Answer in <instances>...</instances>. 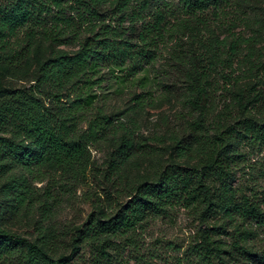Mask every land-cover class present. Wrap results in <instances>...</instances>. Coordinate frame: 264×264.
Here are the masks:
<instances>
[{"label":"trees","instance_id":"obj_1","mask_svg":"<svg viewBox=\"0 0 264 264\" xmlns=\"http://www.w3.org/2000/svg\"><path fill=\"white\" fill-rule=\"evenodd\" d=\"M150 2L0 0V58L6 62L19 63L28 58L38 35L53 46L65 45L69 41L79 43V50L73 55L53 49L39 70L35 87L28 90L0 89V183L5 182L1 189L7 198L5 204H0V221L6 214L17 216L21 210L35 205L27 175L39 180L43 169L51 165L73 173L80 172L90 145L112 134L113 118L102 116V113L90 122L87 130L79 127L85 121L83 113L89 112L86 107L91 104L89 96L82 91L92 82V75L102 67L124 69L129 64L137 67L140 56H146L155 41L162 38L167 16L159 8L154 14L155 22L143 28L138 41L125 37V31L132 33L131 29L122 27L126 19L140 21ZM179 3L187 14L205 13L212 9L224 15V8L229 7L230 0H179ZM106 5L114 7L115 16L121 17V24L118 28L103 25L95 33L97 23H104L100 17ZM69 10L76 11L82 17L81 21L88 23L85 29L83 25L72 24L74 19L66 16ZM25 28V39L21 41L19 35ZM86 33L92 36L84 38ZM251 41V37L238 35L229 44L227 38L212 37L211 57L224 67L221 71L224 80L231 79L225 71L234 69L239 47ZM141 45L145 50L140 48ZM224 55L226 58L223 60L221 57ZM188 80L185 103L189 106V135L163 136L155 141L172 142L177 157L194 162L193 167L169 165L153 175L148 174L146 180L131 187L127 202L120 205L113 216L103 212L90 215L89 223L75 235L70 254H59L63 247L58 240L60 236L51 226H45L52 215V207L48 203L41 205V221L35 228V242L12 234L0 225V264H71L85 245H91L101 256L109 257L107 241L103 240L105 236L128 233L147 218L164 215L175 207L196 210L203 224L216 218L224 221L202 232L200 250L205 260L217 259L220 264H235L241 255L250 264H264V258L246 246L252 233L249 228L243 229L251 222L264 227V210L234 186L242 162V144L264 149V119H237L229 105L218 110L213 92L220 83L212 81L207 72L195 77L192 74ZM71 84L82 88L71 104L63 105V91ZM43 88L48 89L58 109L46 108L40 98ZM134 101L137 107L151 103L150 97L143 95L136 96ZM262 102L264 98L254 92H241L234 98V105L242 111ZM129 123L130 126L121 123L116 131L123 130L124 135L120 137L117 160L113 161L112 167L118 168L142 152L139 150L143 147L141 141L135 138L138 124L134 120ZM21 170L24 173L17 174ZM222 235L232 236L229 251L214 239Z\"/></svg>","mask_w":264,"mask_h":264},{"label":"rangeland","instance_id":"obj_2","mask_svg":"<svg viewBox=\"0 0 264 264\" xmlns=\"http://www.w3.org/2000/svg\"><path fill=\"white\" fill-rule=\"evenodd\" d=\"M158 8L167 16L165 30L162 38L148 49L146 56H140V65L129 64L124 69L102 67L92 75L89 86L83 88L82 92L89 96L91 104L86 107L89 112L83 113L85 121L79 127L87 130L90 122L102 113V116L113 118L112 134L90 145L80 172L73 173L51 165L43 169L39 180L27 175L35 205L21 210L17 216L6 214L0 221L2 228L35 242V228L41 221V205L48 203L52 207V215L45 226H51L59 234L58 240L63 246L59 254H70L75 235L89 223L90 215L103 212L113 216L119 206L127 202L131 187L146 180L148 174L153 175L169 165L193 167L194 162L177 157L172 142L155 141L163 136L189 135V106L185 102L190 84L188 79L192 74L195 77L207 72L212 81L220 83L213 90L218 110L229 105L237 119H264L263 102L247 111L234 105L235 95L245 91L264 98V0H230L229 7L224 8V15L212 9L205 13L187 14L179 0H151L140 21L126 19L122 27L131 29L132 33L125 31V37L138 41L143 28L155 22L154 14ZM101 14L100 20L104 23H97L95 33L103 25L118 28L121 24V17L115 16L114 7L106 5ZM66 16L74 19V26L83 25L85 29L88 24L81 21L82 17L76 11L69 10ZM26 30L20 32L19 40L24 41ZM36 32L40 33L38 29ZM238 35L251 37L253 41L239 47L234 69L225 71L231 79L224 80L221 76L224 67L211 57L213 48L210 42L214 36L221 40L227 38L230 44ZM91 36L90 33L84 34V38ZM55 48L73 55L79 50V43L69 41L65 45L53 46L38 35L28 58L19 63L0 58V89L28 90L35 87L41 66ZM140 48L145 50L143 45ZM221 58L224 60L226 55ZM73 85L63 91V105L71 104L82 88ZM41 92L40 98L46 108L58 109L48 89L43 88ZM139 95L150 97L151 103L137 107L134 98ZM131 120L138 124L135 138L141 141L143 147L139 150L143 153H136L118 168L112 167L113 161L117 160L120 137L124 135L123 130L116 131L121 123L130 126ZM240 151L242 162L234 186L264 210V149L242 144ZM21 173L24 172L21 170L17 174ZM4 183H0V204L7 201L1 189ZM222 222L216 218L203 224L196 210L175 207L164 215L147 218L128 233L105 236L103 240L107 241L109 257H103L96 248L85 245L71 264H220L217 259H204L200 243L204 230ZM246 228L252 233L246 246L264 258V227L251 222L245 224L243 229ZM214 239L224 250L231 249L232 236L222 235ZM235 264L250 263L240 255Z\"/></svg>","mask_w":264,"mask_h":264}]
</instances>
